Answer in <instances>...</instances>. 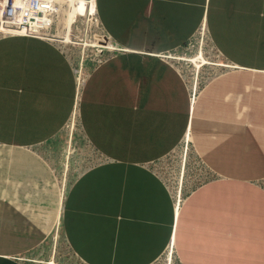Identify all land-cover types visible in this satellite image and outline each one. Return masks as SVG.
<instances>
[{"label": "crops", "instance_id": "crops-1", "mask_svg": "<svg viewBox=\"0 0 264 264\" xmlns=\"http://www.w3.org/2000/svg\"><path fill=\"white\" fill-rule=\"evenodd\" d=\"M96 10L121 53L81 86L54 42L0 37V236L12 244L0 264L47 263L60 216L58 264H155L171 248L175 264H264V0ZM202 28L210 64L198 73L161 58ZM75 110L72 146L94 163L74 166L73 149L64 169Z\"/></svg>", "mask_w": 264, "mask_h": 264}, {"label": "rangeland", "instance_id": "rangeland-1", "mask_svg": "<svg viewBox=\"0 0 264 264\" xmlns=\"http://www.w3.org/2000/svg\"><path fill=\"white\" fill-rule=\"evenodd\" d=\"M75 2L78 3L77 7H76L78 14L75 16L73 22H67V21L65 22V20L63 19L64 16L62 17V15H63L62 14V15H60V17H58L57 19L54 20L53 27L49 31L48 30L46 32L44 31L45 33H43V34L48 35V37L50 39L54 40V44H56V46H58L60 48V50L64 53V55L66 57H68V59L70 60V62L72 63V65L74 67V70H76L77 82L78 81L80 82L81 79L85 78L86 71H91V69H93L101 61L105 60L107 57L120 54L121 52L115 51L117 48L116 45H114L111 42V40L108 39L106 34L103 32L101 26L100 27L98 26L99 22H98V24L96 23L98 20L96 22H94L93 28L91 31L94 35L89 34V30L87 29V27L83 26V23L81 21L80 15H79V14H83V12L85 11V8L81 5V3L78 2V0H74V1L73 0H65V2L63 3V8L66 9L67 11L69 9V11H70V9L73 8ZM199 31H197L196 36L194 38L190 39L186 43V45L183 47L185 50L187 48L188 43L190 44L189 46L194 45V48L191 50V52L189 51V52L174 55L175 60L176 61L179 60V62H177V66L181 67V68H178L179 71L185 70V71H194V72L198 73L200 70H202L203 66L208 65V64H202L200 59H197L196 63H192V62L188 61V59H190V58L192 59V58H194L200 54H202V56L207 60V62L210 63L209 59L206 58L207 56L205 53V50L207 49L206 39L202 38V41H200L199 47L197 49L195 47V45L199 42V37H197ZM95 44H96V46H95ZM181 59H183V60H181ZM198 66H199V68H198ZM79 82H78V84H79ZM73 125L74 126L71 127V124L68 123V128L66 127V131H68L69 136H68V141H66V144H65V152H66L65 153L66 154L65 160L66 161L63 162L64 169L65 168H68V169L71 168L70 163H72V162L69 161L70 162L69 163L70 167H69L68 166V160H69V156H70L69 154L72 153L73 149L75 150V152H74L75 154L73 157L75 159L72 160L74 163V166H78L80 163H83V162L94 163L93 159H89V158H83L82 159L80 150L78 148H74L75 145L72 146L73 138L78 133V131H77V129H78L77 118H75V123ZM65 137H67V136L65 135ZM76 145L78 146V145H80V143H78ZM70 150H71V152H70ZM185 154H186V152H185ZM180 160H183V157L181 159V156H179L178 158L175 159V161H177L178 164L180 163ZM170 162L171 161L166 160V161L162 162V164L159 166L161 168L160 172H162L163 175L167 174V171L170 170V164H171ZM182 165L183 166L181 168H183L182 173L184 175V172L186 169L185 168V160H184V163L182 162ZM189 175H190L191 181H193L194 178H192V177L194 175L192 173H190L189 170H186L184 180L188 179ZM67 179H68V176L66 174H63L61 176L60 187H62V189H64L63 190L64 194L66 192ZM178 179H179V182L183 180V178H181V176H179ZM176 188H177V190H176V192H177V194H176V205H177V208H179V204L182 200L181 199L182 190L178 186ZM4 222L5 221L0 220V235L4 234V231H3L4 225H5ZM60 231H61V227H60L59 231L56 232V234L52 233L51 236L47 240V243L49 245H48V249L46 248V252L47 253L51 252L53 254V257L55 256L54 252L56 251V248H57V242H58V240H60L59 239L60 238ZM54 232H55V230H54ZM11 245L12 244L10 243L9 238L0 236V246H3L1 248L9 247ZM46 257H48L47 254L45 256L39 254V255H34V257L31 256V257H29V259L30 260L33 259L34 262H43V261H45ZM16 259H22L23 261H25V257H16ZM54 259H55V257H54ZM18 262H19V260H18ZM21 264H27V263L21 262ZM45 264H46V262H45ZM57 264H58V262H57ZM155 264H175L173 248H171V251L168 250V252L162 258H160Z\"/></svg>", "mask_w": 264, "mask_h": 264}, {"label": "built area", "instance_id": "built-area-1", "mask_svg": "<svg viewBox=\"0 0 264 264\" xmlns=\"http://www.w3.org/2000/svg\"><path fill=\"white\" fill-rule=\"evenodd\" d=\"M2 2V3H1ZM85 12L79 14L83 26L87 27L89 34H93L92 28L94 22L98 20L96 10V0H84ZM56 9V6H54ZM53 13V9L48 0H0V36H24L30 38H42L49 42H54L48 35L41 34L34 31L31 28V23L37 22L38 18L41 19V27L37 26V29L50 30L54 25V19L52 14L51 21L47 28H44L42 23L44 22L43 16ZM86 13V14H85ZM98 24V21L96 22ZM100 27V24H98ZM94 35V34H93ZM197 37L199 41L206 39L205 28L200 29ZM190 44L188 43L187 47ZM174 53H165L161 55L163 60H175ZM197 83H194L196 87ZM187 150V144L185 141L184 149Z\"/></svg>", "mask_w": 264, "mask_h": 264}, {"label": "bare ground", "instance_id": "bare-ground-1", "mask_svg": "<svg viewBox=\"0 0 264 264\" xmlns=\"http://www.w3.org/2000/svg\"><path fill=\"white\" fill-rule=\"evenodd\" d=\"M49 1V3H50V5H51V7H52V9H53V13H51V14H45L44 16H43V19H44V22L42 23V25H43V27L44 28H47L46 26L47 25H49V23H50V21H51V18H52V14H54V20L55 19H57L58 17H60V15H62V17L64 16V20H65V22L67 21V22H73V20H74V18H75V16L78 14V12H77V4L78 3H74V6H73V8H71L70 9V11H69V9H68V11L66 10V9H64L63 8V3L65 2V0H48ZM74 1V0H73ZM78 2L79 3H81V5L85 8V2H84V0H78ZM2 3V2H1ZM54 6H56V9H54ZM85 12V11H84ZM86 14V13H85ZM52 15V16H51ZM41 19L42 18H38V20H37V22H34V24L33 23H31V28L34 30V31H37V32H40L41 34H43V33H45L47 30H41V29H37V26H39V27H41ZM59 30V29H58ZM45 31V32H44ZM68 40V39H67ZM201 41H202V39H201ZM199 44H200V41L195 45V47H196V49L199 47ZM88 45V44H87ZM95 46H96V44H95ZM110 46V45H109ZM194 48V45H191V46H188L182 53H185V52H191V50ZM201 48V47H200ZM180 58V57H179ZM178 58V59H179ZM175 59V58H174ZM186 59V58H185ZM197 59H200L201 60V63L202 64H210V63H208L207 62V60L202 56V54H200V55H198V56H196V57H194V58H190V59H188V61L189 62H192V63H196V61H197ZM181 60H183V59H181ZM179 61V60H178ZM215 64H217V63H215ZM218 65H222L221 63H218ZM198 68H199V66H198ZM197 68V69H198ZM82 78V77H81ZM82 80H84V78L83 79H81L80 80V82H79V86H81V84H82ZM86 80V79H85ZM75 118H77V110H75V112L72 114V116H71V118H70V121H69V123L71 124V127L72 126H74L73 124L75 123ZM73 130V129H72ZM187 136V135H186ZM69 147V146H68ZM68 152V151H67ZM70 152H71V150H70ZM70 155V154H69ZM68 155V156H69ZM64 189H62V187H61V194H62V200H64V191H63ZM60 227H61V216H60V218H59V220H58V222H57V224H56V228H55V232H54V234H56V232L57 231H59V229H60ZM56 238V237H55ZM170 251H171V249H169ZM55 253V252H54ZM170 256V255H169ZM168 259V258H167ZM46 264H57V262L55 261V259H54V257L53 258H51Z\"/></svg>", "mask_w": 264, "mask_h": 264}, {"label": "flooded vegetation", "instance_id": "flooded-vegetation-1", "mask_svg": "<svg viewBox=\"0 0 264 264\" xmlns=\"http://www.w3.org/2000/svg\"><path fill=\"white\" fill-rule=\"evenodd\" d=\"M182 182H183V180H182Z\"/></svg>", "mask_w": 264, "mask_h": 264}]
</instances>
